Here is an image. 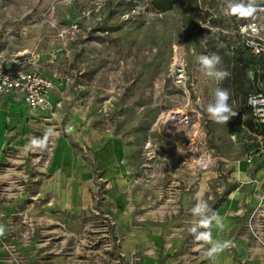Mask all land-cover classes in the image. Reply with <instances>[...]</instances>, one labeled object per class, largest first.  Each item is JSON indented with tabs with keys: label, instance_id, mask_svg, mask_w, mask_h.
Wrapping results in <instances>:
<instances>
[{
	"label": "rangeland",
	"instance_id": "1",
	"mask_svg": "<svg viewBox=\"0 0 264 264\" xmlns=\"http://www.w3.org/2000/svg\"><path fill=\"white\" fill-rule=\"evenodd\" d=\"M169 2L159 10L152 0H0V57L26 52L29 68L51 80L56 106L25 112L12 92L0 95L9 98L0 111V264H145L149 255L154 264H222L207 253L225 241L232 264H264L260 164L245 161L258 134L246 96L264 89V51L248 42L264 48V0ZM238 2L257 11L226 15ZM212 53L230 73L222 81L199 63ZM217 88L229 90L235 110L226 124L207 111ZM171 111L190 120L175 119L169 133ZM190 142L214 150L209 170L185 162ZM63 150L88 200L69 210L54 205L50 190ZM110 167L121 172L117 189L104 177ZM201 200L225 224L198 227L211 242L190 231ZM117 208L132 217L123 234Z\"/></svg>",
	"mask_w": 264,
	"mask_h": 264
},
{
	"label": "built area",
	"instance_id": "2",
	"mask_svg": "<svg viewBox=\"0 0 264 264\" xmlns=\"http://www.w3.org/2000/svg\"><path fill=\"white\" fill-rule=\"evenodd\" d=\"M248 46L255 52L261 53L264 48L257 40H249ZM22 53V55H21ZM31 58L26 52H17L9 58L0 57V94L14 91L18 94L20 104L26 108H38L47 114H53L56 106L49 99V90L52 88L51 80L43 74L29 68ZM245 105L253 122L258 126L260 132L257 134V146L246 155L245 161L251 166L260 164L263 169L262 177L255 178V190L259 202L264 199V89L251 91L247 94ZM182 114L183 112H178ZM177 113V114H178ZM179 123H187L190 116L184 112ZM50 118H46L49 120ZM73 124L66 127L67 132H72ZM205 144V142H204ZM189 154L186 155V153ZM188 161L190 168L197 172L209 170L217 160L213 149L197 148V144L192 146L191 142L185 148L182 155Z\"/></svg>",
	"mask_w": 264,
	"mask_h": 264
},
{
	"label": "crops",
	"instance_id": "3",
	"mask_svg": "<svg viewBox=\"0 0 264 264\" xmlns=\"http://www.w3.org/2000/svg\"><path fill=\"white\" fill-rule=\"evenodd\" d=\"M50 91H51V89L49 90V99L52 102H54L51 98ZM10 92H12L13 95L15 96V97L11 98L10 100L12 102H16L19 105V107L22 110H24L25 112L30 111V110H38L39 113H47V112H44L38 108L31 109V108L23 107L20 104L18 94L14 91H10ZM10 92H7V93H10ZM7 93H5V94H7ZM7 99H9V98L7 97V98L3 99L0 96V111L3 109V106H4L5 101ZM65 152H66V150H63L62 155H61L62 161L59 162L60 168H58L59 163L54 162V166H56V170H55L56 175H55V178H54L52 184H50L51 193L54 195V205L61 210H69V209H75L77 207H82L83 205H86L88 202L87 198L84 196V188L86 187L85 186L86 183H84L83 186L82 185L77 186L72 182L73 181L72 180L73 177L71 176L72 175V167L70 166V163L68 162V160L64 159L66 157ZM108 154H106L105 159H108L106 162L98 161L100 166L107 165L108 161L112 158L111 151ZM118 173L120 174L121 172L114 167H110V168H107L106 170H104V177L106 180H108L107 185L109 188L117 189L122 185L123 182H122V179L120 178ZM257 173L260 174L262 177L263 169H260ZM115 198H116L115 202L118 205V202H121L122 199L118 195H115ZM130 199H131V202H133V196H131ZM246 200H247V197H246ZM247 202L249 204L255 203L253 198H249L247 200ZM114 215H115V231H116V233L117 234H123V233L128 232L130 229V226H131V222H132L131 214H129L127 210H124L122 208H120V209L117 208ZM119 216H120V219L117 222V218H119ZM130 237H132V236H130ZM149 257H150L149 261L148 262L146 261L145 264H154L153 256L149 255ZM217 257H218L217 259L222 264H232V262L228 259V254H227V251L225 250V248L223 251L217 253ZM140 262H141V260L139 261V263Z\"/></svg>",
	"mask_w": 264,
	"mask_h": 264
},
{
	"label": "clouds",
	"instance_id": "4",
	"mask_svg": "<svg viewBox=\"0 0 264 264\" xmlns=\"http://www.w3.org/2000/svg\"><path fill=\"white\" fill-rule=\"evenodd\" d=\"M257 11V6L255 4H245L243 2H238L235 4H230L228 9L225 11L226 15H235L238 14L241 17L252 16ZM22 55V53H21ZM199 63L203 67L205 74L214 77L218 81H222L227 78L230 73L226 69H217V65L221 63V56L217 53H212L210 55H201L199 58ZM230 93L226 88H217L214 93V102L209 104L207 111L210 116L217 122H226L235 114V110L229 104ZM192 211L201 217L199 225H194L190 231L197 234V239H202L205 241H212L211 231L198 232V227L208 228L212 223L213 219L215 220L216 226L220 229H224L225 224L223 219L218 215L209 217L208 213L211 211L210 206L206 201L201 200L197 203ZM3 229L0 228V233ZM228 242L223 243L216 242L212 245L211 249L207 253L208 256H212L215 253L221 252L227 246Z\"/></svg>",
	"mask_w": 264,
	"mask_h": 264
},
{
	"label": "bare ground",
	"instance_id": "5",
	"mask_svg": "<svg viewBox=\"0 0 264 264\" xmlns=\"http://www.w3.org/2000/svg\"><path fill=\"white\" fill-rule=\"evenodd\" d=\"M182 59L181 58H176V64L177 65H182ZM175 70V69H174ZM174 72H176L177 74H179L180 75V77H182V73H180V70L178 69V70H175ZM175 73V74H176ZM179 111H171V112H169V114H167L168 116H167V118H166V124H167V127H166V130H167V132H169V133H172L173 132V129L171 128L172 126H171V124L170 123H173V122H175L177 119L180 121L182 118H181V116L183 115V114H179L178 113ZM178 113V114H177ZM176 119V120H175ZM177 120V121H178ZM175 124V123H174Z\"/></svg>",
	"mask_w": 264,
	"mask_h": 264
},
{
	"label": "trees",
	"instance_id": "6",
	"mask_svg": "<svg viewBox=\"0 0 264 264\" xmlns=\"http://www.w3.org/2000/svg\"><path fill=\"white\" fill-rule=\"evenodd\" d=\"M152 4L156 9L163 10L170 6L169 0H152ZM247 108V107H246ZM248 110V109H247ZM260 132L258 128V133Z\"/></svg>",
	"mask_w": 264,
	"mask_h": 264
}]
</instances>
